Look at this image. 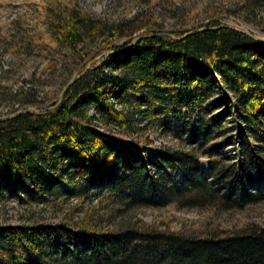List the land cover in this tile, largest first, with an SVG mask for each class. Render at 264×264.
<instances>
[{
  "label": "trees",
  "instance_id": "trees-1",
  "mask_svg": "<svg viewBox=\"0 0 264 264\" xmlns=\"http://www.w3.org/2000/svg\"><path fill=\"white\" fill-rule=\"evenodd\" d=\"M70 20L58 37L72 51L87 39L141 28L133 21ZM216 26L180 39L154 34L113 45L116 52L86 69L54 107L0 120V191L42 199L96 188L125 206L142 200L163 206L198 193L217 196L222 210L264 201V42ZM32 86L17 92L19 107L41 103L26 95ZM137 115L188 144L243 130L235 140L239 157L224 168L210 161L218 174L210 187L194 158L120 136ZM0 264H264V227L213 238L132 224L115 232L7 225L0 227Z\"/></svg>",
  "mask_w": 264,
  "mask_h": 264
},
{
  "label": "rangeland",
  "instance_id": "rangeland-1",
  "mask_svg": "<svg viewBox=\"0 0 264 264\" xmlns=\"http://www.w3.org/2000/svg\"><path fill=\"white\" fill-rule=\"evenodd\" d=\"M80 16L105 24L133 21L141 28L131 34L123 32L120 37L102 35L87 39L77 46L78 50L72 51L59 40L58 30L70 23L71 17ZM208 23L248 31L264 42V0H0V119L26 107H49L73 75L86 66L100 64L113 45L155 33L176 36ZM27 84H32L33 90L26 91V95L41 103L19 107L23 94H16ZM115 106L119 107L117 103ZM226 119L222 125L233 123L230 116ZM96 125L106 132L121 134L117 127L99 122ZM244 134L237 128L201 143L188 144L183 137L177 139L137 115L120 136L139 145L165 147L194 158L212 187L218 174L210 170V161L222 168L237 161L235 140ZM212 145L216 146L211 148ZM150 173L157 178L156 172ZM219 179L220 193L225 178ZM249 188L253 191V187ZM193 195L173 198L163 206L147 200L125 206L96 188L78 194H44L42 199L3 188L0 227L64 224L76 229L115 232L132 224L213 238L264 227V201L222 210L217 196Z\"/></svg>",
  "mask_w": 264,
  "mask_h": 264
},
{
  "label": "water",
  "instance_id": "water-1",
  "mask_svg": "<svg viewBox=\"0 0 264 264\" xmlns=\"http://www.w3.org/2000/svg\"><path fill=\"white\" fill-rule=\"evenodd\" d=\"M216 27H227V28H230V29H233V30L239 31V32H241V33H243V34H245V35H247V36L253 38L255 41H257V42H259V43H262L261 41H259L254 35H252V34L249 33L248 31H244V30L237 29V28H233V27L226 26V25H218V26H216ZM201 29H202L201 27L198 28V30H201ZM190 32H191V31H186V32H184V33H183L182 35H180V36H174V35H169V34H166V35H167V36H170V37L173 38V39H180V38L184 37L185 35L189 34ZM155 34L165 35L164 33H155ZM150 35H154V34H150ZM150 35H142V36H138V37L134 38L130 43L135 42V41L138 40L140 37L150 36ZM126 47H127V46H126ZM126 47H125V48H126ZM114 51L116 52V50H109L107 54L112 53V52H114ZM88 68H89V66H86V67H85L84 69H82L79 73L73 75V76L69 79V81L64 85L63 89L61 90V92H60V94H59V96H58V99L56 100V102L54 103V105L49 106V107H44V108L26 107V108H24V109H22V110L17 111L16 113L12 114V115L9 116V117H12V116H14V115H16V114H18V113H25V112H39V111H42V110H44V109H46V108H52V107H54L56 104H58V103L61 101V99H62V97H63L65 91L67 90V88H68V87H69V86H70V85H71V84H72L77 78H79V77L85 72V70L88 69ZM2 119H3V118H2ZM2 119H0V120H2Z\"/></svg>",
  "mask_w": 264,
  "mask_h": 264
}]
</instances>
